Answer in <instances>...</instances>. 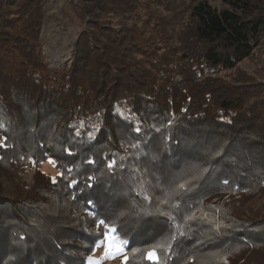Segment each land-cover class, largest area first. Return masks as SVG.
I'll list each match as a JSON object with an SVG mask.
<instances>
[{
    "label": "trees",
    "instance_id": "obj_1",
    "mask_svg": "<svg viewBox=\"0 0 264 264\" xmlns=\"http://www.w3.org/2000/svg\"><path fill=\"white\" fill-rule=\"evenodd\" d=\"M46 1L0 0V264H264V0H71L59 69Z\"/></svg>",
    "mask_w": 264,
    "mask_h": 264
},
{
    "label": "rangeland",
    "instance_id": "obj_2",
    "mask_svg": "<svg viewBox=\"0 0 264 264\" xmlns=\"http://www.w3.org/2000/svg\"><path fill=\"white\" fill-rule=\"evenodd\" d=\"M75 3L76 0H73ZM219 5L218 1H213ZM112 26L117 27L116 19L112 18ZM84 27L81 20L72 7L71 0H47L45 5V16L40 30V51L44 56L45 63L50 69H59L70 61L73 50V42L76 35ZM247 72L255 76L256 81L264 84V73L260 72L255 59L247 58L239 64ZM229 71L228 73H231ZM42 169L50 174L56 173L51 158H48L42 165ZM32 166L28 165L22 170V177L29 182L31 180ZM255 203H260L264 212V195L256 197ZM123 256L111 254L108 247L104 246L92 258V264H122Z\"/></svg>",
    "mask_w": 264,
    "mask_h": 264
},
{
    "label": "snow or ice",
    "instance_id": "obj_3",
    "mask_svg": "<svg viewBox=\"0 0 264 264\" xmlns=\"http://www.w3.org/2000/svg\"><path fill=\"white\" fill-rule=\"evenodd\" d=\"M137 130H138V129H137ZM2 146H5V145H4L2 142H0V147H2ZM109 167H111V164L109 165ZM181 187H183V186H181ZM100 223H101V224H105L104 221H101ZM110 232H111V233H115V228H113V227H109V226L106 225V231H105V233H104L105 238H106V239H109L110 244H114L115 241H114V240H111V239L109 238V233H110ZM173 239H174V237H173ZM117 251H118V250H117ZM148 258H149V259H152V260L154 261V264H159V257L155 255V250H152L151 252L148 253ZM125 260H127V258H125Z\"/></svg>",
    "mask_w": 264,
    "mask_h": 264
},
{
    "label": "built area",
    "instance_id": "obj_4",
    "mask_svg": "<svg viewBox=\"0 0 264 264\" xmlns=\"http://www.w3.org/2000/svg\"><path fill=\"white\" fill-rule=\"evenodd\" d=\"M255 59L261 68L262 72L264 73V38L263 43L260 45V47H257L254 52Z\"/></svg>",
    "mask_w": 264,
    "mask_h": 264
}]
</instances>
